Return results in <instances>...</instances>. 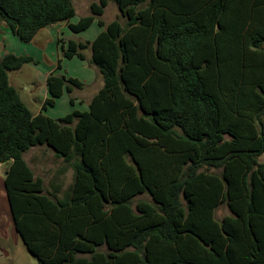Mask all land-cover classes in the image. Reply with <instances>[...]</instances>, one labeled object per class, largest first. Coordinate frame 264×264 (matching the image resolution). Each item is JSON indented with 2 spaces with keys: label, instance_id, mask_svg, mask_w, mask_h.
<instances>
[{
  "label": "trees",
  "instance_id": "1",
  "mask_svg": "<svg viewBox=\"0 0 264 264\" xmlns=\"http://www.w3.org/2000/svg\"><path fill=\"white\" fill-rule=\"evenodd\" d=\"M73 1L0 0L23 43L59 23L83 32L108 2L124 20L57 41L67 60L89 49L102 78L85 112L42 113L83 87L50 73L33 115L9 74L38 61L0 58V165L27 252L38 264H264V0H99L70 24ZM39 146L73 172L61 198L23 159Z\"/></svg>",
  "mask_w": 264,
  "mask_h": 264
},
{
  "label": "rangeland",
  "instance_id": "2",
  "mask_svg": "<svg viewBox=\"0 0 264 264\" xmlns=\"http://www.w3.org/2000/svg\"><path fill=\"white\" fill-rule=\"evenodd\" d=\"M89 3L90 0H74L73 7L76 8L79 15L83 13L81 6H87ZM111 17L112 13L108 11L106 19ZM72 19L76 21L74 17ZM95 26L98 25L95 24ZM95 26L94 28H97ZM39 43L40 39H35L30 43H23L13 36L8 28L0 26V58L6 54H13L15 56H31L38 61L37 65L27 64L20 71L10 73V84L17 90L21 100L30 112L36 115L40 112L42 103L47 98L44 85L45 77L47 74L55 71V75L77 79L83 84V87L82 89L74 88L71 93H63L62 97L56 100L53 107L47 106L46 110L42 113L51 119H59L73 110L85 111L86 107L78 102L92 95L96 91L98 84L96 83L97 69L89 62V51H84L85 59L83 61L77 58L67 60L62 56L60 47L49 44L43 50L38 47ZM58 60H60V69H56ZM72 98L74 101H77L74 105H70L69 103V100ZM25 159L33 169L34 175L44 180L46 190L50 189L51 182L55 183L56 179L61 193L68 191L73 182V172L71 168L64 166L61 159L54 157L53 152L46 148V146L37 147L29 151L25 155ZM259 160L264 161V155ZM59 169L62 171L60 174L57 173ZM210 172H213V170H210ZM140 199L147 200V196H140L138 200ZM226 213L228 212L223 206L219 210L218 215L221 217ZM12 263L38 264L36 259L26 251V248L20 241L14 247V259Z\"/></svg>",
  "mask_w": 264,
  "mask_h": 264
},
{
  "label": "crops",
  "instance_id": "3",
  "mask_svg": "<svg viewBox=\"0 0 264 264\" xmlns=\"http://www.w3.org/2000/svg\"><path fill=\"white\" fill-rule=\"evenodd\" d=\"M98 1L99 0H90V3L87 6H81L83 8V13H81L79 15L77 14V10L74 7V11H75L74 18H75L76 21H73V19H72V20L69 21V23L70 24H75V22H77L81 17H85V16L90 15V5L92 3H97ZM108 11L112 13V17L106 19V15H107ZM116 19H119L122 23H124V20L122 18H120L119 11H118L117 7L115 6V4L112 3V2H108L106 8L104 9L103 15L101 17H99V18H96L93 21L92 25L87 30L75 34V33H72L68 29L67 23H59V24H55V25H52V26H48V27H46L44 29H41L35 35V37L33 38L32 41H34L35 39H40V43H39L38 47L43 49V50L49 44H54V45H56V47H59V45L57 44V41L59 39L75 40V41H82V42H91L102 31V28H100L99 26H95V24L98 25V20L103 21V23H105V24H109V23H111L112 21H114ZM0 26L3 27V28L6 27L3 23H0ZM94 26L97 27V28H94ZM67 34H68V36H67ZM72 35H74L73 36L74 38L72 37ZM86 51H89V57L91 58V51L89 49H87ZM51 73L55 74V71H53ZM48 75L49 74L46 75L45 82H44L45 95L46 96H47L46 78H47ZM96 83H98L97 87H96L97 88L96 91L92 95H90L89 97H86V99L80 100L78 102L80 104H83L86 107L85 111L88 110V104H89L90 100L92 99V97L103 86V81H102V78H101L100 74H98L96 76ZM76 102L77 101H74V104H76ZM42 105H43V103H42ZM41 108H42V106H41ZM40 111H41V109H40ZM85 111H83V112H85ZM33 115H35V114H33ZM39 147H42V146H39ZM35 148H37V147L31 148L26 153H24L23 159H24V161L26 163H27V161L25 159V155L29 151H31V150H33ZM27 165H28V163H27ZM7 168H8V164H1L0 165V264H10V263L13 264L12 262H13V259H14V247H15V245L17 243H19V241H20L22 243V245L24 246L23 242L21 241V238L15 232V229H14V226H13V222H12V219H11V213H10V209H9V205H8V200H7L5 189H4L3 181H4V177L6 175ZM30 169L33 171V169L31 167H30ZM60 172H62V171L59 169L57 173L60 174ZM37 177H39V176H37ZM43 182H44V180H43ZM44 187H45V185H44ZM45 192L48 193V194H53L57 198H61L63 196V194H64V193H61L60 186H58V183H57L56 179H55V183L51 182L49 190H46V188H45ZM223 206L224 205H222L218 209H216V211H215V219L220 220L222 217L228 216L230 214L228 212L226 206H224L228 213H226L225 215H222L221 217H219V215H218L219 210Z\"/></svg>",
  "mask_w": 264,
  "mask_h": 264
}]
</instances>
